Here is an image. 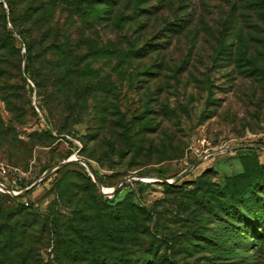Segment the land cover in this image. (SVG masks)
Listing matches in <instances>:
<instances>
[{"label": "rangeland", "instance_id": "374dc122", "mask_svg": "<svg viewBox=\"0 0 264 264\" xmlns=\"http://www.w3.org/2000/svg\"><path fill=\"white\" fill-rule=\"evenodd\" d=\"M60 1L23 2L91 40L89 94L42 108L24 43L0 57V264H28V250L38 264L54 257L42 220L13 240L22 259L11 251V225L28 212L65 232L78 208L99 216L101 195L148 211L155 264H264V241L246 245L240 231L252 188L264 196V0ZM236 177L243 209L226 211L217 189ZM129 247L123 258L140 264L141 246Z\"/></svg>", "mask_w": 264, "mask_h": 264}, {"label": "trees", "instance_id": "16d2710c", "mask_svg": "<svg viewBox=\"0 0 264 264\" xmlns=\"http://www.w3.org/2000/svg\"><path fill=\"white\" fill-rule=\"evenodd\" d=\"M23 1L5 0L7 7H4V2L0 1V10L4 20L2 29H0V57L8 56L11 44L15 47L18 38L24 43L25 72L31 75L37 93L45 99V102L41 104L42 108L50 104L56 107L64 105L63 102L68 96V103L72 102L74 95L78 100L85 99L89 94V85L85 84L84 78L89 75L90 71L91 49L93 48L91 40L83 33L75 34L70 24L61 25V22L53 20L51 15L47 16L48 13L44 12L47 9L44 7L37 9L31 2ZM69 1L71 0L60 2L69 6L74 4L82 11H86L85 8H81V0H74L71 4L68 3ZM54 5L57 6L58 2ZM8 23L11 27H8ZM3 100L13 111L12 105H16L17 102L5 96ZM63 170L64 168L59 170V173ZM243 178H233L225 189H217L218 193H221L219 199L226 197V200H222L219 204L224 210L240 208V212L243 209L241 202L243 191L239 188ZM256 189L257 187L252 188L255 198L251 202V213L243 214L245 222L243 226L240 225V231L241 236L244 237L242 241L248 243L246 245L260 246L264 241V196L257 197ZM212 192V190H205L208 195ZM91 204L100 210L99 216L87 214L88 209L78 208L70 221L63 224L65 232L62 231L60 220H50L48 216L36 211L28 212L26 216H23L22 221L17 220L11 225V251L22 259L21 247L23 245L20 241L13 242V240L23 236L21 226L28 228L33 222L42 220L43 223L51 222V231L56 237L57 248L52 259L40 264H75L77 260L84 261L85 264H134L131 258H123L121 253L125 251V246L129 245V249L132 246H141L138 250L143 252V257L138 261L141 262L140 264H155L151 256L153 252L155 253L152 247L154 239L149 227L145 224V221L149 219L148 211H143L135 203L112 206L111 200L103 195L100 196V200L94 198ZM79 214L87 215V217L83 216L87 225L78 220ZM88 220L94 222L91 223ZM25 228L22 230L24 231ZM251 228L255 230L254 234L250 233ZM247 234L250 236L248 237ZM60 246L64 247L63 251ZM24 254L26 256L24 261H28V264H38L34 256L29 258V250ZM164 255L162 263L168 260L166 253ZM168 257L172 260L170 256Z\"/></svg>", "mask_w": 264, "mask_h": 264}, {"label": "water", "instance_id": "95a60500", "mask_svg": "<svg viewBox=\"0 0 264 264\" xmlns=\"http://www.w3.org/2000/svg\"><path fill=\"white\" fill-rule=\"evenodd\" d=\"M74 160H68L67 162H62L61 164H59V166L58 167H56V168H54L53 170L51 169L50 171H56V170H58V169H60V168H62V167H64L66 164H68V163H71V162H73ZM94 175V180H95V182L97 183V185H98V187H99V189L104 193V194H106L107 193V191H105L104 190V186H103V184H102V182L99 180V178L97 177V175L95 174V173H93ZM0 187H2V188H6V186L2 183V182H0ZM118 188H115L112 192H115L116 190H117Z\"/></svg>", "mask_w": 264, "mask_h": 264}, {"label": "built area", "instance_id": "2783aa9c", "mask_svg": "<svg viewBox=\"0 0 264 264\" xmlns=\"http://www.w3.org/2000/svg\"><path fill=\"white\" fill-rule=\"evenodd\" d=\"M6 168L4 166L0 167V174H5L6 173Z\"/></svg>", "mask_w": 264, "mask_h": 264}, {"label": "bare ground", "instance_id": "6f19581e", "mask_svg": "<svg viewBox=\"0 0 264 264\" xmlns=\"http://www.w3.org/2000/svg\"><path fill=\"white\" fill-rule=\"evenodd\" d=\"M104 190H105V191H109V190L105 189V187H104ZM113 190H114V189H113Z\"/></svg>", "mask_w": 264, "mask_h": 264}]
</instances>
